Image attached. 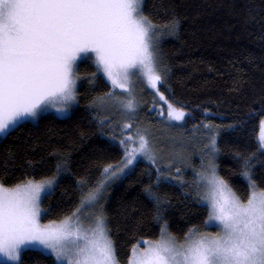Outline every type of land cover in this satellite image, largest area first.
Here are the masks:
<instances>
[{
	"label": "snow or ice",
	"instance_id": "obj_1",
	"mask_svg": "<svg viewBox=\"0 0 264 264\" xmlns=\"http://www.w3.org/2000/svg\"><path fill=\"white\" fill-rule=\"evenodd\" d=\"M179 29L175 16L162 26L156 24L144 13L143 0H0V134H8L21 121L36 119L49 108L64 113L78 102L77 60L89 53H94L97 73L112 86L93 103L111 101L122 109L128 121L124 129L133 128L131 121L137 114L134 77H142L164 101L169 121L182 122L185 110L168 103L158 86L166 75L160 38L175 36ZM259 102L264 114V95ZM159 114L164 116L165 111ZM204 127L213 128L210 123ZM209 135L207 167L197 178L204 183L208 222H215L220 230L208 233L192 228L181 243L165 224L159 240L143 241L144 248L133 246L129 264H264V189L252 174L255 153L240 156L241 175L249 185V195L242 200L217 174L218 133L213 129ZM120 143L125 147L123 166L105 167V180L59 221L41 223V194L52 191L54 177L28 178L13 187L0 183V256L23 264V250L42 249L55 257V264H119L100 203L104 182L123 172L137 155L153 164L157 159L147 128L137 126ZM257 148L264 153V119L259 121ZM178 159L183 161L181 156ZM56 167L59 173L63 162ZM156 172L158 184L164 173L159 168ZM145 191L161 204L162 198L151 186ZM85 203L93 209L87 223L78 215Z\"/></svg>",
	"mask_w": 264,
	"mask_h": 264
},
{
	"label": "trees",
	"instance_id": "obj_2",
	"mask_svg": "<svg viewBox=\"0 0 264 264\" xmlns=\"http://www.w3.org/2000/svg\"><path fill=\"white\" fill-rule=\"evenodd\" d=\"M143 11L161 26L174 16L180 21L177 35L160 38L166 75L158 86L176 108L185 110L187 135L195 131L202 136L201 142L187 145L194 156L188 160L199 161L195 156L214 129L218 175L246 200L249 185L241 175L240 156L255 153L252 174L264 189V153L257 148L259 121L264 119L259 102L264 95V0H144ZM77 72L78 102L68 117L43 114L0 140V183L6 187L61 175L42 201L44 223L71 215L82 197L105 179V167L121 165L125 156L104 133L93 103L112 91L111 85L98 75L91 59L81 61ZM156 97L154 90L145 93L144 114L151 121L157 114L151 111ZM209 123L213 128L204 127ZM61 162L64 167L58 173ZM156 169L140 161L127 176L107 184L106 220L119 264H129L134 245L160 239L165 224L183 241L189 229L202 230L208 222V206L189 184L195 182L193 174L188 172L192 180L183 185L161 168L164 175L157 184ZM149 186L161 204L145 191ZM21 258L23 264H55L39 250H25Z\"/></svg>",
	"mask_w": 264,
	"mask_h": 264
},
{
	"label": "rangeland",
	"instance_id": "obj_3",
	"mask_svg": "<svg viewBox=\"0 0 264 264\" xmlns=\"http://www.w3.org/2000/svg\"><path fill=\"white\" fill-rule=\"evenodd\" d=\"M85 59H91L93 61V63L95 64L94 53H89L87 56L82 55L77 60V67H78V64ZM98 75H101L102 77H104L102 73H98ZM104 78L107 80L106 77H104ZM108 83L111 85L110 81H108ZM133 84L135 85V94H136V97L138 100V107H137V114L133 118V120L131 121L133 124L132 129H124L123 128V124L125 122H128L127 118L122 114V109H119L118 106L114 105L111 101H107L105 104L96 103L94 108H95V111L99 117V122H100L101 126L103 127L104 133L107 134V136H109L115 143L119 144L122 147L124 154H125V147H124V145H122L120 143V141L122 139H125L129 133H133L137 126H140L141 128H147L149 130V133H150L151 142H152V144L156 150L157 159H156V163L153 164L147 158H145L141 155H137L136 159L133 160V162L131 164L127 165V167H124L123 172L118 173L115 177H112L111 179H107L104 182V190H103V193L101 196L100 203L102 205V211H103L105 218H106L105 197H106V192H107V188H108L107 184L116 180V179H122L125 176H127L130 172L133 171L134 167L140 161L147 162V163H149V164H151V165H153L159 169L166 168L167 170H169L168 175H170L169 176V177H171L170 179H172L174 181H180L181 184H183V185L184 184L186 185L190 179L192 180V178L188 176V172H191L193 174V176L195 177V182L192 181L189 184L195 185L193 187L195 190V193H197V195L199 196L201 201L205 205L208 206L207 201L202 199L203 195L205 194V188H204V183L202 181L198 180L197 173H200L201 171H203L207 167V160H208L207 153L209 152V148L206 149L205 146H203V148H201V150L202 149L203 150L202 151L200 150V152L196 154L195 157L199 159V161L197 163H194L192 160L191 161L188 160V158L191 159L192 157H194L190 154L189 151H191V150H190V147H188V146L193 145L196 142H201L202 136H200L199 133H197L195 131H192L189 135H187V128L184 127L183 121L179 122L178 126L173 125V122L175 123L177 121H169L167 119V117H166L167 105L164 103V101H160L158 96L156 97V103H157L156 107L152 106V109H151V111L157 113V114H155L156 115L155 121H151L149 118H147L144 114V110L146 108L145 93L149 89L150 90H153V89H151L147 85L146 81L142 77L141 78H135L134 77L133 78ZM78 86H79V79L77 80L76 91L78 89ZM115 91L120 92L119 89H116ZM166 100L168 101V103H171L170 100H168L167 98H166ZM76 104H77V102L71 103L69 105L68 111H66L64 113H60V112H57L56 109L49 108L47 111L41 113L36 119L29 118L27 120L21 121L15 127L10 129L9 133L12 130H14L17 126H19L21 123L26 122V121H36L43 114L52 113V114H54L58 117H61V118L68 117L71 114L72 109ZM161 110L165 111L164 116H161L159 114ZM8 134H6V135L0 134V140H2ZM203 141H204V139H203ZM133 146H135V145H133ZM178 156L183 157V161L178 159ZM125 159H126V156H124L123 163H124ZM216 160H217V153L215 154V164H216ZM183 162H185V163H183ZM187 162H188V164H187ZM123 163L121 165L115 166L113 168L121 167V166H123ZM176 167H179L181 169V171L179 173L176 172V170H175ZM216 172L218 174L217 165H216ZM60 177H61V175H58L57 177H55V183L53 185V189L51 192L46 191L45 193L41 194V202L43 201L45 196H47L48 194H50L54 191L55 186H56L58 179ZM100 210L101 209H96V211H100ZM92 214H93L92 206L89 205L88 203H85L84 206L80 208V212L78 213V215L82 219H84L86 223L88 222V220H90ZM41 223H44L43 222V209H42V213H41ZM106 223H107V220H106ZM219 230H220L219 226L215 222H207V224L205 225V228L202 230H199V231L200 232H208V233H217ZM167 232L170 233L168 228H167ZM151 241H157V240H151ZM183 241H180V242L182 243ZM144 247H146V245L144 243L139 245V248H144ZM24 251L25 250H23L22 253ZM39 251H42V252L52 256L55 259V257L50 252H48L47 250L41 249ZM2 263L12 264V262L6 261L4 257L0 256V264H2Z\"/></svg>",
	"mask_w": 264,
	"mask_h": 264
}]
</instances>
